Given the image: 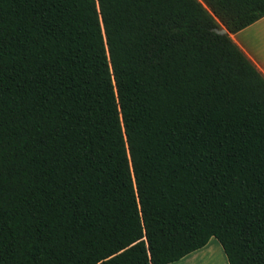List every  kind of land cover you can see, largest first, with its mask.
I'll return each mask as SVG.
<instances>
[{"label": "trees", "instance_id": "trees-1", "mask_svg": "<svg viewBox=\"0 0 264 264\" xmlns=\"http://www.w3.org/2000/svg\"><path fill=\"white\" fill-rule=\"evenodd\" d=\"M264 0H0V264H264ZM223 28L225 34L213 29Z\"/></svg>", "mask_w": 264, "mask_h": 264}, {"label": "crops", "instance_id": "crops-1", "mask_svg": "<svg viewBox=\"0 0 264 264\" xmlns=\"http://www.w3.org/2000/svg\"><path fill=\"white\" fill-rule=\"evenodd\" d=\"M229 37L264 78V16L236 33L230 34ZM210 239L214 238L211 237ZM209 240L204 247L193 251L180 260L170 264H192L194 260L203 256V254L210 256L212 259L215 255H220L221 262L218 264H227L226 258L219 244L217 243L216 249L215 247L211 248V240ZM214 261L217 262V260Z\"/></svg>", "mask_w": 264, "mask_h": 264}, {"label": "rangeland", "instance_id": "rangeland-1", "mask_svg": "<svg viewBox=\"0 0 264 264\" xmlns=\"http://www.w3.org/2000/svg\"><path fill=\"white\" fill-rule=\"evenodd\" d=\"M210 240H211L210 247L211 248L215 247V249H216L217 242L214 239H210ZM202 254H199V255H202ZM214 260H217V262H215ZM214 262H215V264H218L221 262L220 255L219 256L215 255L212 259L210 256H206V254H203V256H201L197 260H194V262L192 264H212V263L214 264Z\"/></svg>", "mask_w": 264, "mask_h": 264}, {"label": "water", "instance_id": "water-1", "mask_svg": "<svg viewBox=\"0 0 264 264\" xmlns=\"http://www.w3.org/2000/svg\"><path fill=\"white\" fill-rule=\"evenodd\" d=\"M213 32H215L217 34H225L226 33V31L223 28L213 29Z\"/></svg>", "mask_w": 264, "mask_h": 264}]
</instances>
